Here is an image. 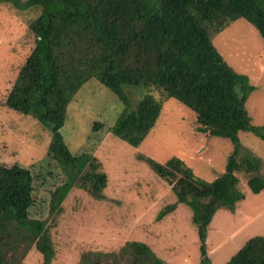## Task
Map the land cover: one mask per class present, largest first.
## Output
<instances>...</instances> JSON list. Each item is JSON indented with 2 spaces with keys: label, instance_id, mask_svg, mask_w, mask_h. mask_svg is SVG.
Wrapping results in <instances>:
<instances>
[{
  "label": "trees",
  "instance_id": "1",
  "mask_svg": "<svg viewBox=\"0 0 264 264\" xmlns=\"http://www.w3.org/2000/svg\"><path fill=\"white\" fill-rule=\"evenodd\" d=\"M28 3L14 2L19 9ZM33 6L40 9L28 22L32 47L3 103L32 116L50 132L46 155L64 175L50 193L53 217L74 187L96 200L105 199L106 175L98 159L90 153L72 154L59 131L80 87L96 79L121 101L124 108L110 132L134 147L160 114L162 101L149 93L156 89L165 101L174 98L195 113L197 131L227 138L233 147L224 172L210 181L174 156L163 163L140 158L154 174L172 182L174 202L155 219L161 220L176 205L188 207L199 239V264H210L203 243L207 227L218 208L232 210L243 198L237 173L248 174L251 192L264 189L262 164L241 150L239 139V132L249 131L264 140V124H253L245 107L256 88L222 58L213 38L239 18L264 38V0H35ZM125 87L147 93L132 106ZM33 177L29 167L0 163V264H22L32 249L43 264H50L55 255L46 221L30 213ZM162 263L142 241H126L114 250H84L77 262ZM224 264H264V236L247 239Z\"/></svg>",
  "mask_w": 264,
  "mask_h": 264
},
{
  "label": "rangeland",
  "instance_id": "2",
  "mask_svg": "<svg viewBox=\"0 0 264 264\" xmlns=\"http://www.w3.org/2000/svg\"><path fill=\"white\" fill-rule=\"evenodd\" d=\"M15 1L0 0V163H17L34 173L30 213L44 219L49 228L55 248L50 264H77L84 250H114L126 241L146 243L162 264H199V239L191 211L179 204L161 220L155 219L165 205L174 202L172 182L154 174L140 158L163 163L174 156L196 176L210 181L225 170L233 148L230 140L200 133L194 112L174 98L165 101L151 89L149 93L163 103L160 114L143 141L131 146L110 132L123 104L92 78L68 104L59 131L72 154L90 153L98 159L106 175L105 199L96 200L74 187L59 204L61 211L54 218L50 193L64 181V175L46 155L50 132L32 116L3 103L32 47L28 22L40 9L33 6L35 0H18L29 2L24 9L17 8ZM213 44L222 58L235 71L245 73L255 86L245 107L253 124H264V38L239 18L214 36ZM124 91L132 98V106L147 93L130 87ZM239 139L241 150L260 160L264 176V140L249 131L239 132ZM237 176L243 198L232 210L218 208L207 227L203 243L210 264H224L247 239L264 236V189L253 193L246 182L248 174L238 172ZM22 264L43 263L32 249Z\"/></svg>",
  "mask_w": 264,
  "mask_h": 264
}]
</instances>
